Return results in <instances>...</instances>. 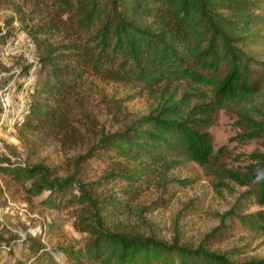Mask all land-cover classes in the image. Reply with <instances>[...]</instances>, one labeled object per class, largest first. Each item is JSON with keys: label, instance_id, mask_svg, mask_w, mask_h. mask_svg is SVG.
<instances>
[{"label": "trees", "instance_id": "16d2710c", "mask_svg": "<svg viewBox=\"0 0 264 264\" xmlns=\"http://www.w3.org/2000/svg\"><path fill=\"white\" fill-rule=\"evenodd\" d=\"M4 3L20 14L40 59L25 135L47 131L73 153L62 166L39 162L0 172L27 198L46 193V208L72 211L80 238L58 248L64 264H264L263 258H240L241 248L213 251L206 244L229 220L264 229L263 211L231 208L196 246L142 233L134 223L144 222L146 192L155 184L165 188L164 175L187 162L216 185L246 188L245 195L264 207V152L250 153L248 164L233 169L225 163L226 148L215 151L208 132L219 111L231 110L241 130L237 139L264 141V98L255 102L264 91V0ZM13 33L0 32V46ZM105 90L114 131L90 114L91 95L106 101ZM142 93L145 113L118 119L122 104ZM3 243L10 245L0 236ZM22 243L30 264H59L58 249L49 251L40 238L28 235Z\"/></svg>", "mask_w": 264, "mask_h": 264}, {"label": "rangeland", "instance_id": "374dc122", "mask_svg": "<svg viewBox=\"0 0 264 264\" xmlns=\"http://www.w3.org/2000/svg\"><path fill=\"white\" fill-rule=\"evenodd\" d=\"M4 1L0 0V32H26L21 27L20 14L14 12V8ZM18 64L20 62L9 68L0 64V71L9 72L19 67ZM102 88L104 89L103 86ZM105 94V97L108 96L106 101L104 98L101 101L98 99V102L97 95H91L94 106L89 107L90 114L106 130L114 131L116 125L111 123V115L105 113L111 92L105 90ZM263 98L264 91L255 102L258 103ZM146 105L145 94H138L122 104V114L118 119L129 118L123 117L125 114L142 115L146 111ZM81 118L84 124L86 116L82 117L81 114ZM237 119L235 111L221 110L208 132L215 151L226 148V165L242 169L248 164L247 155L256 150L264 152V141L257 139L242 142L237 139L241 133L236 125ZM26 122L17 128L16 140L4 142V149L11 159L0 153V164H7L0 165V169L10 165L16 167L19 163L25 166L39 162L55 167L64 165L73 151L61 146L47 131L25 135ZM9 181L0 172V236L10 242L9 246L5 243L0 246V264H30V256L22 243L28 235L40 238L49 251L52 248L75 245L80 236L73 227L75 218L72 211L48 209L42 205L46 193L40 198H27L23 188L14 186ZM161 182H165V188L155 184L142 199V207L149 208L142 213L144 222H139L138 225L135 221L134 223L142 233L154 232L165 241H170L175 236L183 244L196 246L220 226L218 215L231 208L237 207L242 214L264 212V207H259L252 197L245 195L246 188L230 181H225L226 185H216V181L208 173L192 162L172 168ZM158 188L165 189L162 199H158ZM226 224L206 239L210 250L223 252L241 248L244 252L240 256L242 259L250 256L264 259V229L240 228L233 220ZM53 255L59 264H64L65 257L59 249Z\"/></svg>", "mask_w": 264, "mask_h": 264}, {"label": "built area", "instance_id": "2783aa9c", "mask_svg": "<svg viewBox=\"0 0 264 264\" xmlns=\"http://www.w3.org/2000/svg\"><path fill=\"white\" fill-rule=\"evenodd\" d=\"M16 62H20L19 67L0 73V153L6 157L4 142L16 140L17 128L30 116L37 89L40 59L35 42L26 32H14L0 46V64L9 68Z\"/></svg>", "mask_w": 264, "mask_h": 264}]
</instances>
